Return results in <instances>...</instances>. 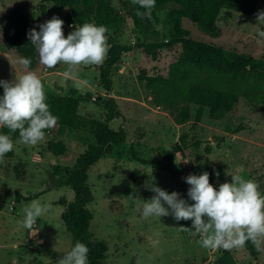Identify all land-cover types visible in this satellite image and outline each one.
Listing matches in <instances>:
<instances>
[{
  "label": "rangeland",
  "instance_id": "rangeland-1",
  "mask_svg": "<svg viewBox=\"0 0 264 264\" xmlns=\"http://www.w3.org/2000/svg\"><path fill=\"white\" fill-rule=\"evenodd\" d=\"M107 0L123 22V30L114 33L115 40L133 46L112 69L111 94L121 113V118L110 122L109 127L126 132V142L111 149L88 170V187L92 213L90 232L107 248L104 264H264V251L257 260L250 258L244 247L225 251L206 249L198 241L190 220L175 221L167 217L143 218V201L154 193L147 185L157 186L181 198L191 201L185 181L189 174L209 173L210 183L217 188L223 182H231V175L253 179L264 190V104L241 98L236 110L221 121H213L208 112L195 123L196 106H191V120L184 126L177 125L171 112L154 104L145 89L146 78L166 76L181 49L174 47L157 52L156 60L146 55L136 44H150L167 40L168 33L162 23L153 29L138 32L126 15L124 2ZM66 9L57 10L42 0H0V80L11 81L24 69L16 61L19 56L6 50L2 42L5 21L13 15L23 14L32 28L57 16L64 19ZM264 11V0H228L217 18L219 32L210 37L198 30L190 21L182 25L191 37L215 43L228 50L246 52L264 61V38L257 35L264 24H257L256 14ZM164 13L159 14L160 20ZM74 27L63 25L65 38ZM68 66L59 64L46 69L37 61L33 71L41 77L45 92L79 100L81 116L102 120L105 115V93L98 84V66H80L65 75ZM0 95L3 88L0 87ZM188 135L189 148L174 154L171 163H163L165 169L155 170L136 162L131 148L141 158L158 162L162 153L169 150L182 132ZM49 142H61L65 152L54 156L47 150ZM92 139L88 132L66 127H54L46 133V139L36 146L14 141L13 156L0 160V264H56L71 249V235L61 214L67 204L73 202V191L65 186L52 184L54 167L71 168L85 152ZM198 142V146L193 144ZM209 149V152H206ZM137 172L136 178L131 174ZM219 173V176L216 175ZM16 194L32 196L16 201ZM33 200L50 205L49 211L39 217L32 230L24 228V207ZM188 227L181 230L178 227ZM153 241L158 243L153 245ZM264 247V245H262Z\"/></svg>",
  "mask_w": 264,
  "mask_h": 264
},
{
  "label": "trees",
  "instance_id": "trees-1",
  "mask_svg": "<svg viewBox=\"0 0 264 264\" xmlns=\"http://www.w3.org/2000/svg\"><path fill=\"white\" fill-rule=\"evenodd\" d=\"M51 4L57 10L66 9L64 24L66 26L82 25L84 22H94L109 29L108 43L111 46L104 63L98 66V84L105 93L102 120L81 116L78 113L79 100L73 95L60 96L46 92L50 111L59 117L55 127H66L88 132L92 142L71 167H54L53 186H65L74 193L73 202L67 204L61 214L66 229L71 235V247L79 241L88 249V264H104L107 254L106 246L97 241L90 232L89 226L93 219L87 205L91 202V191L88 187V170L102 158L110 155L115 146L126 142V132L120 127L113 130L110 122L121 118V113L115 99L110 96L112 88V69L121 62L122 57L133 51V46L118 43L114 33L123 30L124 22L120 14L110 7L107 0H42ZM228 0H156L152 10V19H141L137 11H144L132 0L124 2L126 15L138 32L146 33L157 23H162L168 33L165 41L150 44H136V48L153 60L157 52L180 47L181 52L170 66L166 76L147 77L145 89L150 93L154 104L164 106L171 112L174 122L184 126L191 120V106H196L194 121L198 123L205 111L213 121H221L233 113L241 98L264 104V61L246 52L228 50L215 43L197 40L191 37V32L184 28L182 20L190 21L201 32L210 37L217 36L219 28L217 18ZM164 13L162 20L159 14ZM31 23L23 14L10 16L4 23L2 42L6 50H13L18 56L30 58L32 70L38 61V53L28 38ZM264 29V28H263ZM48 130L46 133H48ZM0 133L8 134L7 128H0ZM13 141L19 140V134L12 133ZM188 135L182 132L178 141L162 153V161L153 162L141 158L131 148V154L136 162L150 166L155 170L165 169L163 163H171L174 154L189 148ZM198 146V142L193 144ZM47 150L54 156L65 152L61 142H49ZM209 152V149H206ZM13 156V150L3 159ZM137 172L131 174L135 179ZM264 194V190L261 191ZM25 201L32 196L16 194V201ZM250 258L257 260V251L249 241L244 246Z\"/></svg>",
  "mask_w": 264,
  "mask_h": 264
},
{
  "label": "clouds",
  "instance_id": "clouds-1",
  "mask_svg": "<svg viewBox=\"0 0 264 264\" xmlns=\"http://www.w3.org/2000/svg\"><path fill=\"white\" fill-rule=\"evenodd\" d=\"M144 11H137L141 19H152L156 0H132ZM257 24H264V11L256 14ZM64 21L53 16L32 28L27 35L38 53V63L46 69L59 64L68 66L69 75L80 66H100L110 50L109 29L94 22L73 25L74 30L65 38ZM257 35L264 38V30ZM16 63L24 69L11 81L0 80L3 95H0V128H7L8 134L0 133V160L14 149L12 133L19 134L18 142L36 146L46 139V132L53 129L59 117L50 111L44 83L36 71L30 70V58L20 57ZM219 176V173H216ZM190 185L187 196L194 203L181 198L180 193L163 190L155 183L147 185L154 195L143 201L142 216L167 217L175 221L190 220L198 243L206 249L230 251L243 248L251 242L257 251H264V194L253 179L231 175V182L219 184L217 190L210 183L209 173L189 174L184 178ZM50 205L33 200L23 209L21 225L32 230L39 217L49 211ZM181 230H189L180 226ZM158 241H153V245ZM88 247L77 241L71 249L56 261V264H88Z\"/></svg>",
  "mask_w": 264,
  "mask_h": 264
}]
</instances>
